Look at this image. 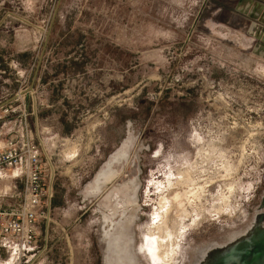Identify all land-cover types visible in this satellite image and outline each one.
Segmentation results:
<instances>
[{
  "label": "rangeland",
  "instance_id": "1",
  "mask_svg": "<svg viewBox=\"0 0 264 264\" xmlns=\"http://www.w3.org/2000/svg\"><path fill=\"white\" fill-rule=\"evenodd\" d=\"M216 6L0 0V129L24 114L53 168L18 264H164L161 219L169 264H264V35Z\"/></svg>",
  "mask_w": 264,
  "mask_h": 264
},
{
  "label": "built area",
  "instance_id": "2",
  "mask_svg": "<svg viewBox=\"0 0 264 264\" xmlns=\"http://www.w3.org/2000/svg\"><path fill=\"white\" fill-rule=\"evenodd\" d=\"M20 189L12 204L0 192V264H18L34 255L37 222L46 218L52 194L50 158L35 142L25 115L11 129H0V180Z\"/></svg>",
  "mask_w": 264,
  "mask_h": 264
},
{
  "label": "crops",
  "instance_id": "3",
  "mask_svg": "<svg viewBox=\"0 0 264 264\" xmlns=\"http://www.w3.org/2000/svg\"><path fill=\"white\" fill-rule=\"evenodd\" d=\"M217 4V10L220 11V22H229L235 19L238 23L241 22V26L239 27L242 30V34H249L251 33L253 37L260 38L264 35V0H235V1H228V0H211ZM223 15L225 17H223ZM219 16V15H218ZM217 20V18H216ZM219 21V20H218ZM248 23V24H247ZM121 152L122 160L126 158V152L124 149H117L113 151L109 157L106 159L105 166L108 167L109 163H111L115 156V153ZM105 167V168H106ZM100 177L104 175V171L98 173ZM95 177H97V175ZM94 177V178H95ZM94 181V179H93ZM8 182V183H7ZM21 186L20 182H16ZM86 192L96 190L98 188V184L96 183V188L90 184L87 185ZM18 189V188H17ZM16 188L12 189L8 179H1L0 180V192L3 191L4 193V203L5 204H12L17 200L14 196L16 193ZM34 244H36V239L34 240ZM36 249V245H35Z\"/></svg>",
  "mask_w": 264,
  "mask_h": 264
},
{
  "label": "bare ground",
  "instance_id": "4",
  "mask_svg": "<svg viewBox=\"0 0 264 264\" xmlns=\"http://www.w3.org/2000/svg\"><path fill=\"white\" fill-rule=\"evenodd\" d=\"M178 197L179 193L173 195L174 200ZM164 201V198L161 199V205L164 204ZM165 212H167V209H165ZM188 214L187 210L183 209V215L187 216ZM173 226L167 224L166 221L161 219L160 223L155 226V233L152 232L145 239V243L143 244L148 255L151 257L152 262L161 261L164 264L170 263V257L174 251L173 247L176 245V243L173 242L174 240H172V235L179 229Z\"/></svg>",
  "mask_w": 264,
  "mask_h": 264
},
{
  "label": "flooded vegetation",
  "instance_id": "5",
  "mask_svg": "<svg viewBox=\"0 0 264 264\" xmlns=\"http://www.w3.org/2000/svg\"><path fill=\"white\" fill-rule=\"evenodd\" d=\"M105 171H107L108 174H110V173H109V167H108L107 169H105L104 172H105ZM100 183H101V182H99V184H100ZM99 184H98V186H99ZM254 259L257 260V262H258V259H256V257H254Z\"/></svg>",
  "mask_w": 264,
  "mask_h": 264
}]
</instances>
